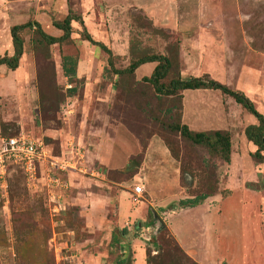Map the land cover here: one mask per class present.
I'll return each instance as SVG.
<instances>
[{"label":"rangeland","instance_id":"rangeland-1","mask_svg":"<svg viewBox=\"0 0 264 264\" xmlns=\"http://www.w3.org/2000/svg\"><path fill=\"white\" fill-rule=\"evenodd\" d=\"M69 13L81 15L93 38L112 49L116 67L129 65L132 39L137 50L145 53L167 54L180 42L184 76L209 74L232 89L244 91L264 113V0H0V56L14 52L13 25L37 20L48 34L59 36L63 32L54 23ZM72 25L70 42L49 46L39 41L34 31L26 30L25 53L19 67L12 70L0 66V138L23 133L43 142L48 155L53 156L38 164L35 180H28L20 166L12 164L6 187L0 181V264H117L123 255L131 257V264H147L146 247L152 228L143 225L148 220V208L142 206L143 215L126 226L128 232L122 235L120 229L124 227H117L116 200L108 208L107 226L102 227L88 218L92 217L88 210L92 203L87 197L112 195L117 186L110 188L107 184L131 180L143 160V148L155 135L172 139L170 145L178 159L171 154L174 160L170 164L175 167L166 165L171 172L167 180L178 175L184 197L195 195L205 183L213 182L214 168L204 170L205 160L217 163L220 193L224 196L230 193L227 185L232 174V188L243 190L242 195L247 193L243 219L248 241L246 264H264V163L253 160L250 150L256 146L245 135L249 117L254 121L256 117L219 90L208 94L204 90L184 92L185 123L198 127L196 114H202L203 109L197 103L213 97L218 100L214 104L210 101L213 109L204 110V118L211 124L223 120L230 126L233 164L212 158L207 148L172 134L153 117V110L162 116L163 110L172 104L174 107L178 98L157 99L142 83L133 87L124 81L126 87H120L108 54L82 39L84 28L80 23L73 21ZM195 35L214 50L215 60L195 61L202 51L194 52L185 41L187 36ZM64 55L78 59L77 80L73 83L64 75ZM52 64L57 83L53 91ZM72 86L77 87L75 96L65 95L59 107L50 104L57 89L66 92ZM144 92H152L154 98L147 99ZM51 105L57 108L55 112L49 111ZM1 123H5L3 129ZM152 148L155 157L167 160L164 143L155 139ZM52 159L70 166L62 171L51 163ZM48 174L69 183L62 197L66 210L60 213L50 194L62 184L48 186ZM132 183L129 188L140 182ZM171 188L175 197L167 208L184 199H178L182 193L177 191V184ZM146 195L144 190L131 199L141 203ZM93 225L95 231L90 230ZM176 225L183 230L187 222L178 219ZM189 226L193 228L192 222ZM114 232L120 241H113Z\"/></svg>","mask_w":264,"mask_h":264},{"label":"trees","instance_id":"trees-1","mask_svg":"<svg viewBox=\"0 0 264 264\" xmlns=\"http://www.w3.org/2000/svg\"><path fill=\"white\" fill-rule=\"evenodd\" d=\"M76 21L83 26L81 33L82 39L90 41L93 45L101 47L109 56V64L115 76L118 78V85L120 87H126L125 83H130L135 87L136 84H147L148 90L154 92V97L161 99L162 97L171 98L177 100V104L173 107V104L163 110L162 116L156 114L153 110V117L157 121H161L166 125L167 130L172 134L180 135V137L188 141L195 146L205 147L209 151V155L212 158H216L227 164L232 162V133L227 129H208V130H194L187 123L183 121V98L185 90L196 89H214L220 90L223 94L229 95L241 105L244 110H247L257 119V123L249 124L245 128V135L249 141H251L257 148L251 152V157L256 163H264V113L261 112L255 102L244 91L232 89L228 85L219 82L212 78L209 74L201 76H184L182 72V63L180 59V42L177 47L170 48L167 54L153 52L145 53L144 51L137 50L138 45L136 41L132 39L130 41L131 59L130 63L125 68H118L115 66L114 53L108 45L102 41H98L93 38L91 33L87 30L84 19L81 15H74L69 13L63 20L56 21L54 25L62 30V34L59 36H53L48 34L42 27L41 23L37 20L28 21L26 23L15 24L11 27V35L13 41L14 52L12 55L5 54L0 56V66L6 65L12 70H16L19 67L20 60L25 53V38L24 33L26 30L34 31L38 40L45 43L46 46L52 44L67 43L72 40L73 25L72 22ZM171 47V46H170ZM139 49V48H138ZM172 52V54H170ZM147 63H156L154 69L150 75H145L141 80L137 77V69ZM77 66L78 59L71 55H64L62 68L64 75L68 78L69 82L73 83L77 80ZM56 68L52 64L51 67V79L53 80L51 91L57 87L55 80ZM132 87V88H133ZM55 99L50 104L59 107L65 100V95L75 96L77 94V87L72 86L67 89L66 92L56 90ZM146 98H154L152 92H144ZM42 101L45 100V95L42 92ZM43 103V102H42ZM49 106V111H56L57 108ZM147 108H150L148 106ZM56 109V110H55ZM5 123H1V128L5 127ZM18 136V135H13ZM13 136H2L3 138H10ZM171 154L178 159L174 149L170 145L169 137L165 135L160 136ZM149 141L147 142L143 153H145ZM178 155V154H177ZM210 160V162H209ZM204 161V170L212 166L214 171L213 182L205 183L203 189L196 192L195 195H190L184 199H181L178 204H171L169 209L194 207L200 203H203L208 197L220 193L218 178V165L212 162V159ZM217 162V161H216ZM40 163V162H39ZM38 163V164H39ZM142 163V161L140 162ZM9 163L8 169L12 166ZM11 165V166H10ZM20 166L22 172L24 169L22 164H16ZM141 165V164H140ZM182 169L181 181L185 180L184 170ZM26 175V174H25ZM227 192V191H226ZM165 210V209H162ZM143 226L152 228L151 238L146 247V263L147 264H200L193 260L187 252L180 246L176 238L170 232L167 225L164 223L159 213L152 207L149 208L148 220ZM118 230V229H117ZM122 235H126L128 229H120ZM113 241H120L119 236L113 233ZM171 245L175 248L172 249ZM130 247V246H129ZM153 251H156L154 254ZM178 252L181 255L173 253ZM132 259L128 255H123L117 262V264H131Z\"/></svg>","mask_w":264,"mask_h":264},{"label":"crops","instance_id":"crops-1","mask_svg":"<svg viewBox=\"0 0 264 264\" xmlns=\"http://www.w3.org/2000/svg\"><path fill=\"white\" fill-rule=\"evenodd\" d=\"M187 37L188 39H185L186 45L192 46L194 48V52L202 51L198 56H195V61H207L208 58H210L211 60H215L214 50L209 48V45L204 43V41L202 42L201 39L199 40L198 35ZM203 50H205V53ZM155 65L156 63H153V65L152 63L142 65L136 71L137 77L141 78L145 75H150ZM141 68L144 69L142 71V74H139ZM196 90L200 91L199 93H202L201 90H204V93L208 94L210 90L214 89ZM186 91L189 90H185V92ZM217 100L218 99H213V97L205 98L199 101L197 103V106L201 107L203 109V112L204 110L211 111L213 109V105H210V101L213 102L212 104H214L215 102H217ZM203 112L200 115L196 114V117L198 118V120L196 121L198 127L194 126L192 128L189 125L192 129L195 130L196 128V130H230V126L228 125V123H226L225 125L223 120L216 121L215 123L211 124V121L204 118L207 115H204ZM200 118L202 120H200ZM231 118H228L229 122L232 121ZM249 119L251 121H249L247 126L249 124L257 123V119L256 121H254L251 117H249ZM217 122H222V124L218 126ZM155 139L160 140L162 144L164 143L161 137L156 135L152 137L144 153L138 173L134 175L131 180L118 184H107L110 188H114V186H117L116 192L112 195L110 194L107 196H102L93 194L91 197H87V202L92 203V207L88 209L89 213L92 214V217L90 218L89 216L88 218L93 219V221L99 225L102 224V227L107 226L108 208L112 205V202L116 200V214L118 224L117 227L126 228V226L129 227V225L133 223L136 218L143 215V205L145 208H148V212L149 208L152 207L159 213L160 217L166 223L170 232L176 238L180 246L200 264H246L245 245L248 241H245V229L243 226L245 213L244 200L246 199L247 194L246 191H244L245 193L242 195L241 193H243V190L240 192L235 191L232 188L233 186L230 184V179L232 177L231 174L229 177L227 188L230 190V193L232 192V196L229 195L230 193L228 194L229 196H224L222 193H217L213 196L208 197L203 203H200L194 207L176 209L167 208V206L172 202L171 198L175 197L171 194V185L177 184L180 187L177 191H181L182 195L184 193V190H182L183 187H181L180 185L178 175H175L172 180H167L168 177H171V172L169 171L170 167L168 168L166 165L175 167V165H171L174 158L172 157L171 152L165 143V157L167 158V160H161V158L155 157L156 153L152 148ZM255 150L251 149L250 151L253 152ZM233 153L234 145L232 148V162L234 161ZM176 171L177 169L175 168V172ZM136 181L140 182L137 185H142L144 190L147 192V195L144 198L145 200L141 201V203L140 201H138L137 204H135L131 199L132 196L137 195L134 190L135 187L129 188V184L132 186V182ZM182 195L181 197H178V199L186 198L184 197V195ZM178 219L187 222V226L185 228L183 227V230L176 225ZM188 221L192 222L193 228H190ZM237 221L238 223L240 222V228ZM197 224H199V226H197ZM90 230L95 231L96 226L93 225L92 229ZM133 241L138 240L135 239Z\"/></svg>","mask_w":264,"mask_h":264},{"label":"built area","instance_id":"built-area-1","mask_svg":"<svg viewBox=\"0 0 264 264\" xmlns=\"http://www.w3.org/2000/svg\"><path fill=\"white\" fill-rule=\"evenodd\" d=\"M53 156H49L45 150L43 142L36 141L29 136L21 133L18 136H13L10 138H0V181L4 182V187H6V179L8 174V164L16 163L22 164L24 173L30 179H37L38 172L37 169L38 163L46 158L51 159ZM52 164H56L58 168L62 171H65L69 164L64 161H55L52 159ZM48 186H55L59 183L62 184V187L50 194V199L54 202V208L56 206L60 207L58 211L54 209L57 213L66 210L65 201H62L63 194L69 188V183L63 180L60 176H53L52 174L47 175ZM52 184V185H51ZM135 193L142 194L144 188L142 185L135 186Z\"/></svg>","mask_w":264,"mask_h":264}]
</instances>
